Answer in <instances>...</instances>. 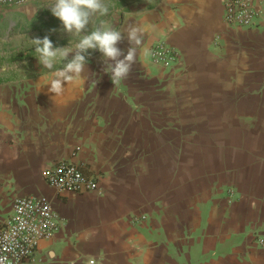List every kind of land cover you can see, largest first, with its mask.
Returning <instances> with one entry per match:
<instances>
[{
    "label": "crops",
    "instance_id": "0c3cea01",
    "mask_svg": "<svg viewBox=\"0 0 264 264\" xmlns=\"http://www.w3.org/2000/svg\"><path fill=\"white\" fill-rule=\"evenodd\" d=\"M50 2L0 5V71L10 45L60 24ZM142 5L118 29L143 30L125 81L113 85L100 55L60 96L42 88L48 69L14 65L0 82V225L15 197H45L60 226L38 244L42 264H264V18L233 29L223 0ZM159 41L179 54L169 69L150 64ZM60 161L97 191L49 187Z\"/></svg>",
    "mask_w": 264,
    "mask_h": 264
},
{
    "label": "built area",
    "instance_id": "2783aa9c",
    "mask_svg": "<svg viewBox=\"0 0 264 264\" xmlns=\"http://www.w3.org/2000/svg\"><path fill=\"white\" fill-rule=\"evenodd\" d=\"M12 1L0 0V5ZM261 18H264V0H223L222 20L230 28H255ZM149 59L151 65L169 69L178 63L179 54L165 41H159L151 48ZM43 178L57 193H92L98 189L94 179L65 161L44 170ZM130 220L139 223L145 216ZM59 226L57 214L45 197H15L9 218L0 225V257L7 258L4 264H42L37 256L38 244L52 238ZM256 245L264 249V237H258ZM87 264L95 261L88 260Z\"/></svg>",
    "mask_w": 264,
    "mask_h": 264
},
{
    "label": "clouds",
    "instance_id": "9594fccd",
    "mask_svg": "<svg viewBox=\"0 0 264 264\" xmlns=\"http://www.w3.org/2000/svg\"><path fill=\"white\" fill-rule=\"evenodd\" d=\"M47 8L60 21V31L66 33L68 37H78L74 44L62 47L54 46L47 35L43 38L29 39L38 64L50 72L42 85V88L47 85L50 98L62 95L67 84L84 78L89 50L101 54L105 65L103 70L109 75L113 85L128 79L142 43L141 27L129 23L125 29L117 30L101 24L94 26L90 32L87 31L95 17L108 14L105 0H51ZM125 38L129 44L126 54L117 47ZM144 51L147 53V49ZM58 62L62 63V67L56 68ZM6 259L0 257V264H4Z\"/></svg>",
    "mask_w": 264,
    "mask_h": 264
},
{
    "label": "rangeland",
    "instance_id": "374dc122",
    "mask_svg": "<svg viewBox=\"0 0 264 264\" xmlns=\"http://www.w3.org/2000/svg\"><path fill=\"white\" fill-rule=\"evenodd\" d=\"M121 0H105V3L108 7V14L104 15V16H97L93 19V22L89 24L87 31H91L93 30L94 26L97 25H101L104 24L106 26H111L115 29H119V27L121 25H123L126 21V19L128 18V14H134L140 11L144 10V6L142 4H146L148 6H151L154 4V2H158L159 0H127L126 3L124 4H120ZM121 5V6H119ZM52 29H56V31H53ZM61 29V24L57 25H49L48 23L41 27L40 29V33L39 34H32V38H34L35 36H41L44 37L45 35L49 34L51 31L52 33V39L58 41L57 45L58 47H62V46H66L67 44L71 45L74 44L78 37H68V35L62 31H60ZM59 33V34H58ZM24 55L21 56V58L24 61H20V62H11L8 61L9 64L6 65V63L3 65L4 67H6L3 71H0V82L4 81V79H7L8 77H10L11 73L14 72H18L19 70H14V68L17 67H13L15 66H21V70H26V71H34V72H44L47 69L42 68L41 65L38 64L37 59L36 58H32L33 56L29 57L28 56V51L25 50L24 51ZM101 54L98 51L95 50H89V54L87 55V59L89 58H93V57H98ZM69 58H71V54L69 55ZM56 66H62L61 62H58L56 64ZM8 67H11L13 69H9L6 70ZM16 72V73H17ZM15 76V75H14Z\"/></svg>",
    "mask_w": 264,
    "mask_h": 264
},
{
    "label": "trees",
    "instance_id": "16d2710c",
    "mask_svg": "<svg viewBox=\"0 0 264 264\" xmlns=\"http://www.w3.org/2000/svg\"><path fill=\"white\" fill-rule=\"evenodd\" d=\"M126 2H127V0H121L120 4L122 5V4L126 3ZM121 5H119V6H121ZM52 30H54V29H52ZM51 32L49 34H47V36L50 38V40L53 42V44L55 46V45H57L58 41L53 40L51 38L52 37V33ZM36 37L43 38L41 36H35L34 38H36ZM8 50L10 52H13V56H11L10 59H9L11 62H19V61L23 60L21 58V56L24 55V53H25L24 51L25 50H27L29 52L28 53L29 57L33 56L32 57L33 59L36 58L35 57L36 53L34 51V47H33V45L31 44L30 41L26 42V43L20 42V43H17V44H12V45H10V47H8ZM0 62L3 63V60L0 59Z\"/></svg>",
    "mask_w": 264,
    "mask_h": 264
}]
</instances>
